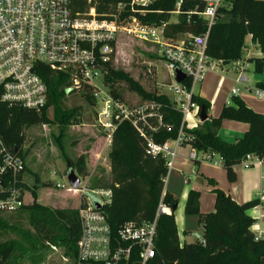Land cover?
Segmentation results:
<instances>
[{
    "label": "trees",
    "instance_id": "obj_1",
    "mask_svg": "<svg viewBox=\"0 0 264 264\" xmlns=\"http://www.w3.org/2000/svg\"><path fill=\"white\" fill-rule=\"evenodd\" d=\"M131 1L71 0V7L80 14L93 8L98 18L110 20L115 8L121 6L119 21L134 18L144 25H165L164 38L173 42L183 36H200L207 30V22L200 15L205 6L202 0H154L145 8L135 6L133 9L130 8ZM221 3L208 32L206 57L230 64L240 62L245 38L250 36L262 57L250 58L246 62L252 65L253 74H263L264 0H221ZM175 12H178L176 21L171 23L170 18ZM104 70L103 83L112 96L118 97L112 88L116 83H122L147 105L149 113L142 128L143 136L129 123H121L112 135L108 154L111 201L102 209L112 234L115 236L120 227L128 222L135 225L151 222L161 204L170 214L160 215L157 219L155 256L149 264H264V237L254 240L251 230L254 221L245 214L259 205L257 199L237 205L228 195L215 190L213 211L201 215L200 194L190 191L184 213L197 217L203 230L202 236L190 244L179 243L173 218L177 199L164 192L167 175L165 160L161 156L148 154L147 142L161 145L175 140L181 128L182 115L174 108L169 96L145 91L127 73L113 70L110 62L105 63ZM41 77L47 86V103L41 110L9 107L0 102V137L7 150L19 157L25 141V127L48 124L63 127L70 125L77 117L76 110L61 107L64 91L71 86L67 76L51 74L44 68ZM184 83L188 85L189 81ZM83 96L90 106L94 105L85 87ZM193 101L200 108L204 107L208 117L209 104L195 95ZM49 106L52 108L51 120L47 116ZM224 120L247 124L248 131L242 139L225 143L218 137L220 124ZM181 133V146H189L199 154L217 157L230 183L236 181L234 167L240 166L246 156L261 161L264 159V116L253 112L237 98L232 99V105L224 106L217 118L208 117L196 129L182 128ZM68 167L78 176L85 174L83 158H78L75 163L68 162ZM23 188L26 190L25 184ZM30 193L33 203L19 211L28 212L37 237L41 236L47 246L64 248L65 255L75 261L80 235L78 211L42 208L35 202L34 191ZM2 227L6 228L3 224ZM23 249L17 242L0 244V264H19L22 258L20 252L27 254Z\"/></svg>",
    "mask_w": 264,
    "mask_h": 264
},
{
    "label": "built area",
    "instance_id": "obj_2",
    "mask_svg": "<svg viewBox=\"0 0 264 264\" xmlns=\"http://www.w3.org/2000/svg\"><path fill=\"white\" fill-rule=\"evenodd\" d=\"M154 0H132L130 8H142ZM205 4L200 14L207 22V30L200 36H187V40L173 42L164 38L165 25L159 27L144 25L134 18L119 21L118 15L110 20L100 19L93 8L85 13H75L71 0H0V102L27 110L39 111L47 103V86L41 74L47 69L51 74L67 76L73 89H88L94 100V128L100 130L111 143L112 135L121 123H129L141 136L142 128L149 116L146 104L134 106L119 97L111 95L103 83L105 63L117 47L119 33L132 36L142 43L157 48V56L165 69V84L174 108L182 115L178 137L161 145L147 142V152L161 156L165 160L167 172L176 157V149L181 147L182 128L196 129L200 107L193 101L194 87L206 73L222 66V62L206 57L205 47L208 32L213 24L221 0H202ZM179 4H177V7ZM123 7L117 6L118 13ZM143 14V11H140ZM178 13V12H175ZM238 74L237 83H248L240 62L234 63ZM154 67L147 63V72ZM177 73L185 79L176 81ZM101 79L104 91L95 81ZM189 81L188 85L184 82ZM237 89L231 91L232 95ZM259 97L261 91L256 90ZM192 161L211 162L213 157L199 154L191 149ZM261 160L246 156L240 166L248 169L260 166ZM24 165L19 155L11 154L0 137V214H13L26 205L21 175ZM81 180V179H80ZM66 181V180H65ZM58 190L84 195L78 206L80 235L77 242L76 264L89 262L99 264H149L155 256L157 219L169 214V210L159 204L154 218L149 223L135 225L125 223L112 234L103 213V207L110 204L111 192L107 189H72L67 182L56 184ZM86 194L98 202L86 198ZM254 240L263 238V233L252 225Z\"/></svg>",
    "mask_w": 264,
    "mask_h": 264
},
{
    "label": "rangeland",
    "instance_id": "obj_3",
    "mask_svg": "<svg viewBox=\"0 0 264 264\" xmlns=\"http://www.w3.org/2000/svg\"><path fill=\"white\" fill-rule=\"evenodd\" d=\"M118 11L115 8L111 15H118ZM176 15L177 13H174L171 16V23L176 21ZM180 40H187V37H180L178 41ZM109 58L113 70L127 73L145 91L169 95L167 89L163 87L166 74L155 46L142 43L120 32L117 47ZM147 63L154 65L150 73L147 72ZM226 67L229 71L236 69L235 64ZM235 75L238 74L235 72ZM95 84L101 90H105L101 79L96 80ZM67 89H71V92L62 96L61 107L64 110H76L80 113L75 121L63 127L48 124L23 129L25 141L20 151V158L24 165L21 179L27 190L24 198L26 205L33 203L30 193L33 190L35 202L42 208L78 211L77 205L82 203L84 195L80 194L81 198H79L77 194L55 188L56 184H65V175L69 169L68 162L75 163L78 158H83L85 167V174L77 175L81 179L80 189L85 188L90 191L109 188L108 154L111 143H108L100 130L94 128L95 112L84 99L83 89H73L72 86ZM112 90L127 104L134 106L144 104L122 83H116ZM47 116L52 119L51 106L48 107ZM86 198L92 199V196L86 194ZM0 224V244L7 241L17 242L27 251L25 255L20 252L22 258L19 264H76L65 255L64 248L47 246L41 236L37 237L27 211L1 213ZM2 224L6 228L2 227Z\"/></svg>",
    "mask_w": 264,
    "mask_h": 264
},
{
    "label": "crops",
    "instance_id": "obj_4",
    "mask_svg": "<svg viewBox=\"0 0 264 264\" xmlns=\"http://www.w3.org/2000/svg\"><path fill=\"white\" fill-rule=\"evenodd\" d=\"M244 42L245 48L240 64L245 67L243 74L248 80L247 84H238L236 71H229L227 67L221 66L206 73L204 79L196 85V88L194 87V95L209 104L208 117L212 119L219 116L224 106L232 105L234 98L241 100L253 112L264 116V73L253 74L252 65L246 62L247 59L261 58L262 55L257 46L251 42L250 36H247ZM233 89L238 90L236 95L231 94ZM256 90L261 91L262 95L258 97L255 94ZM247 131V124L224 120L220 124L218 137L225 143H234L242 139ZM190 150L189 146L176 149V157L164 181V192L177 199L173 218L179 243L190 244L202 236L203 230L198 224L197 217L186 216L184 213L190 191L200 194L201 215L213 211L215 190L228 195L237 205L257 199L259 205L246 211L245 214L254 221L264 237V159L260 166H252L248 169L241 166L234 167L236 181L230 183L217 157L211 162L192 161L189 159ZM168 212L170 214V211Z\"/></svg>",
    "mask_w": 264,
    "mask_h": 264
},
{
    "label": "water",
    "instance_id": "obj_5",
    "mask_svg": "<svg viewBox=\"0 0 264 264\" xmlns=\"http://www.w3.org/2000/svg\"><path fill=\"white\" fill-rule=\"evenodd\" d=\"M229 65H230L229 62H222L223 67H226ZM184 79H185V77L182 74L177 73L176 81L178 83L183 81ZM69 92H71V89H66L64 91L65 95H67ZM79 114L80 113H77L76 116H79ZM207 120H208V117L206 115L205 109H204V107H201L200 112H199V121L202 124V123L206 122ZM65 180L68 183V185L74 190L78 189L81 185L80 178L76 175V173L72 169L67 170L66 175H65ZM92 201L94 202L95 209L100 210L101 209L100 204L98 202H96L93 198H92Z\"/></svg>",
    "mask_w": 264,
    "mask_h": 264
}]
</instances>
